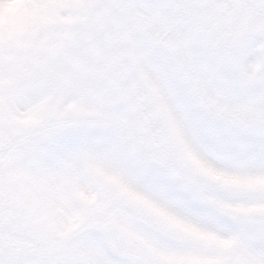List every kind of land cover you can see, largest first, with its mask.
I'll return each instance as SVG.
<instances>
[{
	"label": "snow or ice",
	"instance_id": "1",
	"mask_svg": "<svg viewBox=\"0 0 264 264\" xmlns=\"http://www.w3.org/2000/svg\"><path fill=\"white\" fill-rule=\"evenodd\" d=\"M0 264H264V0L0 11Z\"/></svg>",
	"mask_w": 264,
	"mask_h": 264
},
{
	"label": "clouds",
	"instance_id": "2",
	"mask_svg": "<svg viewBox=\"0 0 264 264\" xmlns=\"http://www.w3.org/2000/svg\"><path fill=\"white\" fill-rule=\"evenodd\" d=\"M21 3L22 0H5L3 5L0 6V11H2L4 15L11 14Z\"/></svg>",
	"mask_w": 264,
	"mask_h": 264
}]
</instances>
